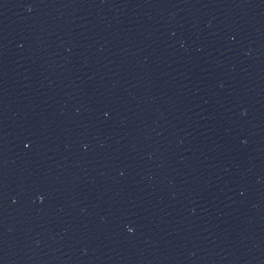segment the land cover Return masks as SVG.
<instances>
[{
	"label": "water",
	"instance_id": "95a60500",
	"mask_svg": "<svg viewBox=\"0 0 264 264\" xmlns=\"http://www.w3.org/2000/svg\"><path fill=\"white\" fill-rule=\"evenodd\" d=\"M0 264H264V0H0Z\"/></svg>",
	"mask_w": 264,
	"mask_h": 264
}]
</instances>
